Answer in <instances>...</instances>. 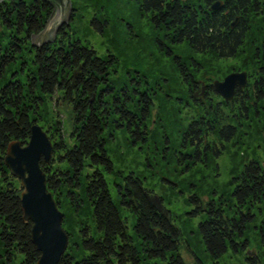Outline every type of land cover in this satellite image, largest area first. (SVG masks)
<instances>
[{
    "label": "trees",
    "instance_id": "1",
    "mask_svg": "<svg viewBox=\"0 0 264 264\" xmlns=\"http://www.w3.org/2000/svg\"><path fill=\"white\" fill-rule=\"evenodd\" d=\"M214 1L135 0L165 40L185 43L193 52L216 58L234 57L242 50L246 38L251 37L252 17H264L263 1L220 0L221 5L211 9ZM51 10L47 0L0 1V34H4L0 36V264H15L17 258L16 264H36L39 257L30 239L31 221L22 218L19 179L10 173L3 155L11 140L27 142L33 121L42 120L45 96L55 94L70 105L72 127L68 141L59 116L43 127L53 150L49 160L41 157L40 167L46 175L47 189L64 212L63 227L70 214L76 218L83 212L89 213L88 219L92 221V224L86 220L79 222L74 241L64 227L69 242L58 264H185L180 254L183 229L166 207L165 197L158 195L166 213L148 200L146 192L154 190L145 186L141 176L118 170L115 202L105 177L106 172H115L106 148V131L110 129L109 135L113 136V130L121 129L132 141L146 143L151 136L148 122L158 90L131 73L128 83L112 80L116 56L99 55L92 45L75 36L71 24L74 11L53 40L35 45L31 35L43 28ZM235 18L238 21L231 26ZM97 28L102 31L104 26ZM156 41L163 48V40ZM165 51L186 80L183 84L190 86V74L181 61L182 55L176 54L171 46ZM190 61L198 69L197 61L193 58ZM255 86L254 100L263 103L248 107L244 104L245 95L236 93L232 98L237 103L234 106L230 105L231 100L223 99L222 103L215 100L217 104L211 107L209 115L191 116L179 133L181 139L173 141L164 134L167 145H162L161 150L167 148L163 150L169 154L166 160L182 163V159H187L185 164L192 166L207 164L239 132L241 118L248 113L264 126L263 76ZM209 88L220 97L212 84ZM193 93L189 87L183 98L190 96L194 101ZM162 95L170 97L166 91ZM241 112L244 113L239 116ZM158 120L157 116L154 124ZM250 126L255 128L253 120L248 122ZM255 130L260 134V128ZM176 146H182L185 152L179 154ZM162 181L177 189L173 181L166 178ZM230 184L228 193L216 198L203 200L197 193L190 195L186 199L193 203V208L187 214L202 217L197 234L211 258H219L231 249L244 253L242 264H259L257 253H245L249 245L247 232L256 224L257 235L264 245V172L258 159L244 162ZM197 260L201 263L198 257Z\"/></svg>",
    "mask_w": 264,
    "mask_h": 264
},
{
    "label": "rangeland",
    "instance_id": "2",
    "mask_svg": "<svg viewBox=\"0 0 264 264\" xmlns=\"http://www.w3.org/2000/svg\"><path fill=\"white\" fill-rule=\"evenodd\" d=\"M63 1L64 6L59 16H55L53 24L44 32V39L56 34L59 30L58 25H63L65 20L69 19V14L74 11L75 15L71 24L75 36L84 43L92 45L99 55L110 53L116 56L117 63L114 67L115 71L111 75L112 80L119 84L128 83V73H131L133 77H137L143 82L148 81L150 87L158 90L155 95V108L151 112L152 119L148 122V127L152 128L151 136L146 143L132 141V137L121 129L113 130V136L109 135L110 129L105 133L106 148L115 171L114 173L106 172L105 177L114 201H117L114 182L118 179L115 173L118 170L124 173L133 171L142 177L146 187L152 188L157 195L165 197L166 207L172 211L176 224L182 227L180 254L185 264L245 263L243 252L228 249L219 258H211L206 253L197 234L198 222L202 217L187 214V211L193 208V203L188 202L186 198L194 193H197L203 200L226 195L231 188L230 180L244 162L255 158L261 164L264 161V126L261 121H258V118L255 117V120L254 116L252 117L248 113L246 118H241L238 125L239 132L226 143L222 153L215 159L210 158L207 164L186 165L187 159L185 161L182 159V163L176 160L167 161L166 156L168 157L169 154L163 152L167 148L161 150L162 145H167L163 135L165 134L175 141L180 137V131L191 116H198L201 113L209 115L211 107L217 104L215 100L222 103L224 98L219 94L218 98L210 91L209 94L212 97L205 98L204 95L199 104L194 103L190 96H186L184 99L183 96L188 93L191 85L183 84V82L186 83V80L181 75L179 68L174 65L175 61L172 56H169L165 49L167 46H171L176 54L182 55L181 61L189 71V78L198 85L209 86L214 80H222L230 72L245 71L244 88L247 95H245L246 102L244 104L248 107L252 104L259 105L263 101L254 100V96L255 84L259 81L260 76L264 78V43H262L264 40V17L261 15L252 17L249 34L251 37L249 38L255 37L254 42L247 37L242 50L234 57L216 58L211 54L193 52L185 43L172 44L169 40H165L162 32L157 31L148 17L142 14L143 12L138 8L135 0H69L70 9H68L66 0ZM262 1L264 6V0ZM92 20H95L96 23H92ZM98 25L104 26V29L99 30ZM0 36L4 37V34L1 33ZM157 38L163 40V48H160L161 46L156 41ZM37 39L38 37H33L34 42H37ZM252 47L257 48V51H254ZM192 58L197 61L198 69L195 67V63L190 61ZM163 91H166L170 97L163 96ZM178 97L182 100L179 101ZM249 97L253 99H248ZM44 102L42 120L38 124L44 127L55 116H59L68 141L67 136L72 127L70 105L59 99L57 94L50 98L45 96ZM234 102L231 99L230 105L237 104ZM242 113L244 112H241L239 116H242ZM157 116L159 120L154 124ZM248 120H253L255 128L248 127ZM258 128H260V134L255 130ZM216 142L220 146L221 143L218 139ZM176 149L179 150V154L185 152L182 146H176ZM159 152L164 154V157L160 156ZM162 178L173 181L177 185V189L163 184ZM87 215L83 212L82 215L73 218L70 214V219L64 227L72 234L71 241H74L78 234L81 220L92 224ZM260 218L261 216L257 220ZM131 222L132 217L129 216V231ZM256 225L250 227L247 232L249 245L245 249V253L248 252L250 255L257 253L260 258L259 264H264V245L257 235ZM16 261L18 258L15 260V264Z\"/></svg>",
    "mask_w": 264,
    "mask_h": 264
},
{
    "label": "water",
    "instance_id": "3",
    "mask_svg": "<svg viewBox=\"0 0 264 264\" xmlns=\"http://www.w3.org/2000/svg\"><path fill=\"white\" fill-rule=\"evenodd\" d=\"M47 1L50 2L52 10L43 28L31 35L32 41L33 37H38L37 42L33 41L35 45L54 39L55 33L47 39H44L43 34L53 24L55 16H59L64 6L63 0ZM66 2L68 9H70V1L66 0ZM221 3L220 0H216L210 5V8L215 9ZM70 15L71 13L69 18ZM68 20L66 19L65 22ZM237 21L238 18H235L231 22V26H234ZM60 26L58 25V29ZM245 82V71H233L222 80H214L212 86L225 100H231L235 94V87H243ZM201 90L203 91V86H201ZM52 150V142L47 131L34 120L30 127V136L27 142L21 143L18 140H11L3 155L4 164L10 173L19 179L22 218L24 221H31L30 239L39 251L36 264H58L69 241V233L62 225L63 212L59 209L53 194L47 189L46 175L39 163L41 157L46 161L49 160ZM261 168L264 172V161L261 163ZM146 196L158 210L166 213L156 193L146 192Z\"/></svg>",
    "mask_w": 264,
    "mask_h": 264
},
{
    "label": "flooded vegetation",
    "instance_id": "4",
    "mask_svg": "<svg viewBox=\"0 0 264 264\" xmlns=\"http://www.w3.org/2000/svg\"><path fill=\"white\" fill-rule=\"evenodd\" d=\"M188 80H189L191 88L193 89V92H194L193 93V99L197 104H199L201 102L204 95H205V98H211L212 97V95L209 94V92L212 89L210 90L208 85L207 86L205 84L198 85L196 82H194V80H191V78H189ZM201 86H203V91L201 90ZM244 87L245 86H243V87L236 86L234 96H236V93L247 95ZM255 88H256V86H255ZM234 96H233V98H234Z\"/></svg>",
    "mask_w": 264,
    "mask_h": 264
}]
</instances>
